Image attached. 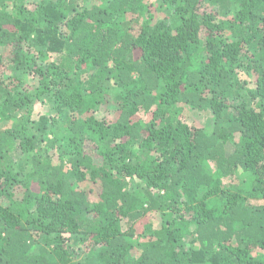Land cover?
<instances>
[{"label":"trees","instance_id":"16d2710c","mask_svg":"<svg viewBox=\"0 0 264 264\" xmlns=\"http://www.w3.org/2000/svg\"><path fill=\"white\" fill-rule=\"evenodd\" d=\"M158 1L0 0V264H264V0Z\"/></svg>","mask_w":264,"mask_h":264},{"label":"rangeland","instance_id":"374dc122","mask_svg":"<svg viewBox=\"0 0 264 264\" xmlns=\"http://www.w3.org/2000/svg\"><path fill=\"white\" fill-rule=\"evenodd\" d=\"M157 2H159L158 0H147L148 5H155L157 4ZM131 17V16H130ZM133 17V16H132ZM141 22L148 20V17H143L141 18ZM0 55H2L5 58V62L8 66H11V52L10 50L6 49V48H0ZM9 68V67H7ZM9 71V69H8ZM10 73V71H9ZM28 79H24L25 80V87L26 88H30V90H32L33 85H34V79L32 77H27ZM34 119L38 120L40 116L42 115H49V105L48 104H42V103H37L35 105V109H34ZM182 119L185 123H187L189 126L192 127H200V128H211V123H212V117L208 114L205 113H200L198 111L192 110L189 107H186L183 112H182ZM141 116L143 117L144 120H148L149 119V115L145 114L144 112H141ZM241 180H244V178H241ZM238 181L240 183H243V181H240L238 179ZM225 184L228 183H232L231 179H225L224 180ZM238 183V182H237ZM259 203V202H258ZM163 216H161L160 214H155L153 217H151V219L148 221V223H150V226L153 227V229H160L163 226ZM123 228L125 229V222L123 223ZM65 237L69 238L70 236L68 235H64ZM71 242V241H69ZM81 249V248H78ZM264 254V251L262 250H255L252 253V256L254 258L260 259L262 257V255Z\"/></svg>","mask_w":264,"mask_h":264}]
</instances>
